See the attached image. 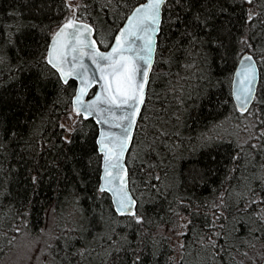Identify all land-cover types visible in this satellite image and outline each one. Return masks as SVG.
I'll list each match as a JSON object with an SVG mask.
<instances>
[{
    "label": "trees",
    "instance_id": "trees-1",
    "mask_svg": "<svg viewBox=\"0 0 264 264\" xmlns=\"http://www.w3.org/2000/svg\"><path fill=\"white\" fill-rule=\"evenodd\" d=\"M66 2L70 0H0L5 29L0 34L5 53L0 63V243L15 237L16 228L39 233L53 211L63 215L66 206H75L79 223L54 241L50 264H131L137 255L140 264H245L249 252L264 247V204L248 203L252 190L264 192L259 182L264 140L253 139L250 144L257 147L249 148L217 136L213 128L238 113L231 84L245 53L258 63L256 101L264 99V0L252 5L227 0L225 15H219L224 0H206L204 13L217 14L219 29L212 33L213 44L201 37L207 62L190 46L177 47L182 29L171 18L184 11L183 0H170L164 9L143 119L127 157L130 189L143 225L118 216L111 197L96 191L102 164L95 151V122L77 117L71 133L60 127L73 112L77 83L61 86L43 57L51 34L71 15ZM78 2L82 21L92 24L100 48L107 49L103 45L110 46L144 0ZM9 39L26 53L23 72ZM256 101L252 107L264 111ZM221 203L224 207L217 208ZM189 220L187 228L180 226ZM209 235L223 245L219 255L199 243L203 239L206 244Z\"/></svg>",
    "mask_w": 264,
    "mask_h": 264
},
{
    "label": "snow or ice",
    "instance_id": "snow-or-ice-1",
    "mask_svg": "<svg viewBox=\"0 0 264 264\" xmlns=\"http://www.w3.org/2000/svg\"><path fill=\"white\" fill-rule=\"evenodd\" d=\"M183 2L184 11L171 18L172 22L182 29L181 40L177 47L184 48L188 45L207 62L208 57L204 52L205 42L201 37L207 36L208 44L215 43L211 37L213 32L219 31L215 24L217 14L204 13L203 5L206 0H183ZM169 3L170 0H144V3L138 4L126 18L125 25L118 30L111 46L103 45L108 51H102L97 40L91 39L95 31L94 27L82 22V14L78 13L80 3L66 2L65 7L69 9L71 15L67 16L51 34L47 54L43 57L45 65L48 66L51 74L56 75L61 86L69 85L70 79L79 81L72 100V111L75 116L81 117V122L91 118L96 125L106 126V129L105 127L99 129L96 139L95 151L101 157L102 164V183L96 191L101 194L110 193L115 212L122 217H131L138 225H143L145 219L139 214L137 199L133 197L128 187L130 178L124 158L132 141L133 130L137 128V121L143 119L141 108L145 105L150 83L149 73L152 71L154 54L158 46L157 37L162 30V14ZM212 3H220V0H212ZM245 3L252 5L254 0H245ZM227 12L228 3L224 0L219 15H225ZM253 15L250 12L248 18L251 19ZM189 19L191 24L188 23ZM4 32L5 29L0 25V34ZM12 32L13 35L18 34L15 29ZM8 43L14 45L18 71L23 72L24 65L27 64V60L24 59L26 53L16 41L9 39ZM242 43L247 41L244 40ZM3 45L4 41H0V63L5 61ZM85 58L91 62V65L85 63ZM240 65L233 76L235 110L242 120L255 117L251 127L256 125L261 127L258 128V134H254V138L264 140V111L250 108L252 102L256 101L255 87L258 77L256 61L251 54L245 53L240 59ZM92 88H96L97 91L86 101L85 97ZM256 102L264 104V99ZM60 127L65 128L64 125ZM112 129H118L119 132H114ZM72 130L65 128L68 133ZM63 139L69 145L72 143L70 135L64 136ZM256 147L255 144H249V148ZM155 179L160 180V177L156 176ZM33 182L35 183V177ZM259 182L264 184V177H261ZM152 187L156 188V185L153 184ZM249 195L253 197L248 201L249 204H264V192L252 190ZM255 197H259V200ZM142 206L141 204L140 207ZM216 207L222 208L224 205L221 203ZM215 219L219 220L220 216L216 215ZM261 219H264V216H261ZM214 223L215 221L208 226L212 227ZM189 224H191L190 220L180 226L187 228ZM16 232L19 233L20 228H16ZM179 234L186 235L184 232ZM215 236L220 237L221 233L217 232ZM60 239L59 236L49 237L41 247L35 249L36 255L44 252L45 247L51 250L52 242ZM108 239L111 241V237ZM112 243L118 242L112 241ZM199 243L202 247L214 250L215 255H219L223 248V245L217 246L212 235L207 237L206 244L203 239L199 240ZM181 247L183 248L184 245L182 244ZM119 250L114 249L117 254ZM79 255L83 256L85 252H80ZM109 255L112 256V253L110 252ZM117 258L118 255L113 256V260ZM43 264H48L47 259ZM131 264H140V256L137 255Z\"/></svg>",
    "mask_w": 264,
    "mask_h": 264
},
{
    "label": "rangeland",
    "instance_id": "rangeland-1",
    "mask_svg": "<svg viewBox=\"0 0 264 264\" xmlns=\"http://www.w3.org/2000/svg\"><path fill=\"white\" fill-rule=\"evenodd\" d=\"M70 2L75 4L78 0H70ZM254 108L259 109L257 106H254ZM70 117L63 121V125L65 128L73 129L78 116H75L72 112ZM254 121L255 117L249 120H242L239 118V113H233L216 124L213 130H215V134L219 137L234 140L242 145H248L255 139L254 134H258L257 125L256 127H251ZM240 193L239 196L245 194L243 191ZM77 213L78 211L75 206H66L63 215H59L57 211H53L45 227L39 233L33 234L26 230H20L19 233L16 232L15 237H7L4 244L0 243V264H43L45 259L50 264V259H52L50 257V250L45 247L44 252L36 255L35 249L41 247L49 237L60 236L68 232V229L74 228L79 223ZM262 216H264V211L262 212ZM257 248L255 253L249 252L247 254L248 258L245 264H264V247Z\"/></svg>",
    "mask_w": 264,
    "mask_h": 264
},
{
    "label": "water",
    "instance_id": "water-1",
    "mask_svg": "<svg viewBox=\"0 0 264 264\" xmlns=\"http://www.w3.org/2000/svg\"><path fill=\"white\" fill-rule=\"evenodd\" d=\"M143 3H144V2H143ZM131 12H132V11H131ZM131 12L129 13V15H131ZM129 15H128V16H129ZM128 16H127V17H128ZM127 17H126V18H127ZM162 19H163V14H162ZM82 22L87 23V24H90L89 22H86V21H82ZM125 23H126V19H125L123 25H122L120 28H122V27L125 25ZM90 25H92V24H90ZM161 25H162V23H161ZM94 30H95V29H94ZM116 34H117V33H116ZM159 35H160V34H159ZM159 35H158V37H157V41H158ZM115 36H116V35H115ZM91 39L96 40V38H95V31H94V34L92 35ZM112 43H113V41H112ZM112 43H111V44H112ZM111 44H110V46H111ZM98 46H99V44H98ZM110 46H109V47H110ZM99 47H100V46H99ZM101 50H102V51H108V48H107V49H101ZM156 52H157V48H156V51H155V54H154V60H153V66H152V69H153V67H154V65H155ZM252 57H253V56H252ZM253 60L256 61L254 57H253ZM85 63L88 64V65H91V62L88 61L87 58H85ZM240 67H241V65H240V61H239V63H238V65H237V67H236L234 73H235ZM256 67H257L258 77H257V82H256V87H255V94H256V98H257V93H258V88H259V83H260V70H259V66H258L257 61H256ZM151 73H152V71L149 73V81H150V78H151ZM233 76H234V74H233ZM70 80H72V79H70ZM70 80H69V81H70ZM73 81H75V82L77 83V88H76V91H77V89H78V85H79V81H76V80H73ZM148 88H149V85H148ZM94 89H95L94 92L97 91L96 88H92V89H90V90H89V93H88V96L85 97V100H86V101L89 100V99H91V98L93 97V94H91V92H92V90H94ZM231 91H232V97H233V77H232ZM75 94H76V92H75ZM147 94H148V89H147ZM72 100H73V99H72ZM146 100H147V96H146ZM146 100H145V103H146ZM233 101H234V99H233ZM234 103H235V101H234ZM254 103H255V101L252 102V105H250V108L253 106ZM143 108H144V106L141 108V113H142V111H143ZM90 119H91V118H90ZM92 120H93V119H92ZM93 121H94V120H93ZM138 121H139V119H138ZM138 121H137V124H138ZM97 127H98V135H99V129H100L101 127H105V129H106V126H98V125H97ZM112 131L117 132V133L119 132L118 129H112ZM135 132H136V129L133 130V133H132V141H131V143L129 144L128 151H127V153L125 154V158H124V160H125V165H126V167H127V170H128V166H127V156H128V153H129L130 150H131V147H132V144H133V141H134ZM101 176H102V165H101L100 183H102V181H101ZM128 176H129V170H128ZM128 187H129V189H130V182H129ZM130 190H131V189H130ZM107 194L111 197V201H112L113 198H112L111 194H110V193H107ZM132 195H133V193H132ZM133 197H134V195H133ZM134 198H135V197H134ZM112 204H113V203H112ZM113 208H114V205H113ZM114 211H115V210H114ZM116 214H117V213H116ZM117 215H118V214H117ZM118 216H120V215H118ZM120 217H122V216H120ZM123 217H125V216H123Z\"/></svg>",
    "mask_w": 264,
    "mask_h": 264
}]
</instances>
